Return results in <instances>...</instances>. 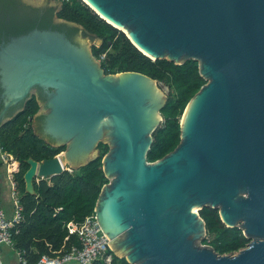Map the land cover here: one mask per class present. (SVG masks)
Instances as JSON below:
<instances>
[{
	"label": "water",
	"instance_id": "95a60500",
	"mask_svg": "<svg viewBox=\"0 0 264 264\" xmlns=\"http://www.w3.org/2000/svg\"><path fill=\"white\" fill-rule=\"evenodd\" d=\"M88 1L148 56L198 59L206 82L183 110L179 143L148 160L167 84L105 72L82 25L57 14L61 0H0V125L35 92L36 134L65 144L27 158L25 190L91 163L102 137L109 180L95 212L115 254L134 264H264V0ZM204 206L251 239L228 253L200 244Z\"/></svg>",
	"mask_w": 264,
	"mask_h": 264
},
{
	"label": "trees",
	"instance_id": "16d2710c",
	"mask_svg": "<svg viewBox=\"0 0 264 264\" xmlns=\"http://www.w3.org/2000/svg\"><path fill=\"white\" fill-rule=\"evenodd\" d=\"M56 10L60 17L81 24L92 36L102 38L92 50L105 72L137 70L168 84L170 91L166 105L160 108L164 122L162 128L153 131V141L147 159L155 160L175 148L180 141V118L189 99L206 82L200 73L198 59L189 57L184 63H176L166 57L152 58L138 49L121 30L101 18L83 0L62 1ZM35 93L26 101L21 116L0 125V145L18 160L14 172L23 220L14 231L13 249L24 250L29 262L36 261L42 253L54 254L77 242L74 233L66 226L70 219L81 221L92 212L99 192L109 178L102 168V157L109 144L99 141L97 158L84 167L63 171L50 177L33 179L34 192L25 190L24 172L28 157L41 160L51 157L65 148L54 145L36 134L31 117L38 110ZM2 160L0 159V168ZM206 226L201 242L214 246L218 253L233 252L243 247L251 237H246L239 225H226L221 219L218 206L199 208ZM74 264V263H69ZM76 264V263H75ZM92 264H106L101 258ZM111 264H134L125 256L113 253Z\"/></svg>",
	"mask_w": 264,
	"mask_h": 264
},
{
	"label": "built area",
	"instance_id": "2783aa9c",
	"mask_svg": "<svg viewBox=\"0 0 264 264\" xmlns=\"http://www.w3.org/2000/svg\"><path fill=\"white\" fill-rule=\"evenodd\" d=\"M0 159L2 163L7 164L6 174L12 200V212L10 215H7L3 206L0 189V264H69L72 262L76 264H92L97 258H101L106 264L112 263L114 252L110 242L98 226L95 207L83 220L76 221L70 219L66 223L69 233L76 235L78 243L73 242L68 248L57 251L54 254L42 253L34 262L28 261L24 255V250L16 249V261L12 263L5 262L1 247L3 245L13 247L12 235L14 231H17V225L23 220L24 215L22 212L23 205L20 201V192L14 177V172L18 169V160L11 153L3 149L1 145ZM15 162L16 164H14ZM69 170H72V168H69ZM36 179L38 180L39 177H36Z\"/></svg>",
	"mask_w": 264,
	"mask_h": 264
},
{
	"label": "crops",
	"instance_id": "0c3cea01",
	"mask_svg": "<svg viewBox=\"0 0 264 264\" xmlns=\"http://www.w3.org/2000/svg\"><path fill=\"white\" fill-rule=\"evenodd\" d=\"M65 166H69V164L66 163ZM5 182L9 183L8 177H7V174L4 173V171H2V174H0V189H1L2 201H3V206L6 210L7 215H10V212L8 211L9 207H5V203L6 202L9 203L11 200L10 189H9V185L8 187L5 185ZM1 252H2V256L5 262L12 263L16 261V249L14 250L13 247H10L8 245H3L1 247Z\"/></svg>",
	"mask_w": 264,
	"mask_h": 264
},
{
	"label": "rangeland",
	"instance_id": "374dc122",
	"mask_svg": "<svg viewBox=\"0 0 264 264\" xmlns=\"http://www.w3.org/2000/svg\"><path fill=\"white\" fill-rule=\"evenodd\" d=\"M89 37H90L91 45L94 44V42L92 41V39H93L95 36H91V35H89ZM96 58H97V57H96ZM97 60L100 61V58H97ZM164 83H165V82H164ZM165 84H167V83H165ZM167 86H168V84H167ZM159 88H160V90L163 91L165 94H168L169 91H170L169 86H168V90L165 88L164 85L159 86ZM41 106H42V104H41ZM40 110H41V107H40ZM40 110H39L38 113L34 114L33 116L39 114V113H40ZM31 122H32V120H31ZM32 125H33V123H32ZM33 127H34V126H33ZM103 139H104V138L100 137V139H99L98 141H104L105 139H104V140H103ZM47 140H48V139H47ZM49 141H50V140H49ZM50 142H52V141H50ZM95 148H97V147H95ZM96 152L98 153L99 150L96 149ZM67 164H68V163H67ZM6 169H7V164H6V163H2V168H0V174H2V171H4V173H6ZM5 185L8 187L9 183L5 182ZM5 202H6V201H5ZM5 207H9L8 211H9L10 214H11V212H12V200H10L9 203L6 202V203H5ZM200 244H204V243L200 242ZM205 244H206V243H205Z\"/></svg>",
	"mask_w": 264,
	"mask_h": 264
},
{
	"label": "bare ground",
	"instance_id": "6f19581e",
	"mask_svg": "<svg viewBox=\"0 0 264 264\" xmlns=\"http://www.w3.org/2000/svg\"><path fill=\"white\" fill-rule=\"evenodd\" d=\"M90 6H92L93 8L96 9V11H98L100 13L101 16L105 17L94 5H92L88 0H86ZM106 18V17H105ZM108 21H110L111 23H113L114 25L118 26V27H121L120 25L116 24L115 22L111 21L110 19L106 18ZM147 53V52H146ZM66 161V160H65ZM16 164V162L14 163Z\"/></svg>",
	"mask_w": 264,
	"mask_h": 264
},
{
	"label": "flooded vegetation",
	"instance_id": "af4514ba",
	"mask_svg": "<svg viewBox=\"0 0 264 264\" xmlns=\"http://www.w3.org/2000/svg\"><path fill=\"white\" fill-rule=\"evenodd\" d=\"M61 18H63V17H61ZM89 35H91L90 33H88ZM92 36V35H91ZM101 60V59H100ZM35 93V92H34ZM36 94V93H35ZM37 96V95H36ZM38 98V97H37Z\"/></svg>",
	"mask_w": 264,
	"mask_h": 264
}]
</instances>
